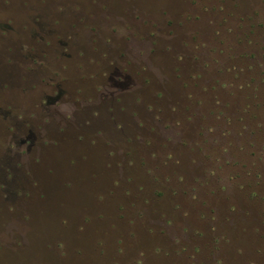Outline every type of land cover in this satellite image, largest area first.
I'll use <instances>...</instances> for the list:
<instances>
[{
	"label": "rangeland",
	"instance_id": "obj_1",
	"mask_svg": "<svg viewBox=\"0 0 264 264\" xmlns=\"http://www.w3.org/2000/svg\"><path fill=\"white\" fill-rule=\"evenodd\" d=\"M2 78L0 264H264V0H0Z\"/></svg>",
	"mask_w": 264,
	"mask_h": 264
},
{
	"label": "flooded vegetation",
	"instance_id": "obj_2",
	"mask_svg": "<svg viewBox=\"0 0 264 264\" xmlns=\"http://www.w3.org/2000/svg\"><path fill=\"white\" fill-rule=\"evenodd\" d=\"M10 71V70H9ZM11 72V71H10ZM10 76H11V79L12 78H16L15 77V75L14 74H10ZM3 79V78H2ZM5 81V79H3V81L2 80H0V85L2 84L3 85V82ZM7 85H9L8 83H7ZM3 87V86H2ZM6 87V86H5ZM8 98V97H7ZM55 99H56V95L53 93V94H50L49 96H48V98H40L39 99V101H40V105H42V106H50V105H52V103H54V101H55Z\"/></svg>",
	"mask_w": 264,
	"mask_h": 264
}]
</instances>
